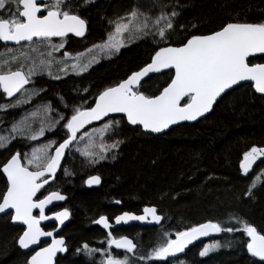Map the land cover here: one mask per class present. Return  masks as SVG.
<instances>
[{
	"label": "trees",
	"instance_id": "obj_1",
	"mask_svg": "<svg viewBox=\"0 0 264 264\" xmlns=\"http://www.w3.org/2000/svg\"><path fill=\"white\" fill-rule=\"evenodd\" d=\"M130 1L94 0L85 5L84 0H71L78 14L88 22V31L83 38L69 37L64 50L82 52L105 40L110 29L108 18L128 6ZM161 2L175 6L180 13L176 18L177 28L166 43L137 39L83 74H70L60 79L36 78L33 84L41 92L33 103L49 102L56 115L65 117L53 131L46 133V138L56 142L65 139L67 130L62 126L74 108L92 105L100 91L149 63L160 47L179 45L189 34L219 30L226 22H264V0ZM6 47L0 41V52ZM263 61L264 56L250 59V62ZM171 76L173 71L154 75L140 86V90L147 95L158 94L170 82ZM5 100L9 98L1 92L0 105ZM23 111L24 108L0 109V127L11 126ZM108 121L119 123L113 124L111 132L108 131L102 141L110 145L122 141L117 151L110 150L112 154L107 156L110 162H86V169L77 160L71 163L69 158L66 163V168L73 169L74 172L69 174L74 179L62 185L73 214L67 226L72 255L66 257L64 264H89L87 259L73 251L88 239L92 221L102 212L107 214V206L113 200H120L123 208L130 209L156 205L165 218L156 232V228L153 229V240H143L142 247L129 264H179L181 261L183 264H262L247 252V235L242 233L243 225L237 223V220L246 221L264 232V183L261 182L264 176L256 181L252 194L246 195L253 177L264 173V158L257 170L247 176L240 168L245 152L253 146L264 147V98L253 90L251 84L228 92L203 120L181 124L163 135L144 133L140 126L130 124L124 116L116 115ZM30 143L19 137L0 151V194L6 191L3 164L14 151L24 152ZM92 173L100 174L103 183L99 188L87 189L80 176ZM204 221L220 222L222 227L241 231L221 232L208 240L221 245L208 256L199 254L204 246L198 245L179 257L138 263L142 261L138 256H148L159 246L164 232L173 238L176 232ZM22 232L20 225L12 223L10 214L0 215V264H24L27 254L18 245ZM147 248L151 251H146Z\"/></svg>",
	"mask_w": 264,
	"mask_h": 264
},
{
	"label": "snow or ice",
	"instance_id": "obj_2",
	"mask_svg": "<svg viewBox=\"0 0 264 264\" xmlns=\"http://www.w3.org/2000/svg\"><path fill=\"white\" fill-rule=\"evenodd\" d=\"M93 2L94 0H84L85 5ZM154 7L158 10L156 14L143 12L134 6L125 16L110 21L113 32L108 34L103 43L95 44L76 55L65 51L64 58L56 60L53 54L65 48L69 34L83 37L87 31V21L78 14V9L72 6L71 0H0V41L5 45L12 42L20 46L18 49H8L7 58L0 57V90L8 98L17 93L22 94L15 104L0 105V109L28 103L23 96L38 95L39 91L29 94L25 86L29 85L35 76L46 73L52 77L54 65H59L57 71L65 75L69 72L77 75L87 72L94 63L99 62L98 57H110L119 52L120 48L125 46V35L131 42L151 36L157 42L166 43L168 36L176 29L175 20L180 13L175 10V6L164 4L161 0H155ZM5 16L7 18H4ZM53 38H60V43H52ZM91 53L96 55H91L87 62H83ZM256 54H264V22H226L219 30L210 34H189L180 41V46L160 47L150 63L138 71H133L115 86L100 91L93 100L94 106L74 108L71 116L66 118V124L62 126L67 130V138L58 146L53 148L55 141H49L48 144L33 149L30 157L28 154L22 156L20 152L13 154L2 166V174L6 176V191L0 194V213L6 214L8 210H14L11 219L26 225V229L18 237L19 245L25 249L39 244L42 237H53L51 244L36 251L28 264H55L56 254L67 251L63 238H55L52 232H46L40 226L42 221L51 218L60 224L64 223L70 215L67 209L49 217L45 215V208L53 201H62L66 197L59 192H51L43 199L36 198L37 193L49 180L55 178L65 151L74 142L87 138L89 144L85 146L83 155L98 163L100 159L105 158L103 153L118 148L122 142L115 141L111 145L101 143L100 153L94 152L91 149L96 146L95 137L100 135L102 138L112 129L113 124H118L119 121H109L99 129L93 128L91 132H81L86 125L100 121L111 113H123L130 124L141 125L149 132L162 133L182 121H197L204 117L213 109L218 98H222L229 90L243 87V82H251L255 92L264 97V63H251L249 59ZM13 64L18 65L15 70L12 68ZM166 69H174V75L158 94L146 95L140 90L141 81L145 77ZM53 78L61 77L56 75ZM45 111L51 112V106H45ZM38 114L39 109L14 123L8 135H0V148L6 147L17 135L25 132L29 133L28 138L31 140L43 137L44 123L41 122L35 132L29 123V119ZM63 119L65 117L60 115L59 120ZM59 120L50 123L48 130H53ZM78 133H81L79 137ZM261 157H264V147L253 146L243 154L240 168L244 175H248L253 164ZM262 176L264 173L253 177L246 195L252 194L256 181ZM261 182L264 183V180ZM99 183V176H91L87 180L88 185ZM35 209L39 210L38 216L33 215ZM143 213L135 215L123 212L115 216L114 223L120 225L151 218V221L159 224L164 219L157 214L155 207H145ZM95 223L105 229L113 227L106 216H100ZM237 223L243 225L242 233L249 238L245 242L247 252L264 262V232L258 231L246 221L237 220ZM233 231L241 229L225 228L220 222L208 221L176 232L175 239L171 238L170 233L164 232L159 246L155 247L150 255L141 256L139 259L168 260L169 257H176L178 253L184 252L189 244L201 237L210 233ZM106 239L108 250L115 246L116 249L134 253L137 248L128 237L121 236L117 239L112 236L111 231ZM217 247L219 242L206 245L199 254L205 256ZM82 249L89 254L104 252L106 259L103 264H129L127 255L118 259L111 255L110 251L90 248L87 243Z\"/></svg>",
	"mask_w": 264,
	"mask_h": 264
},
{
	"label": "flooded vegetation",
	"instance_id": "obj_3",
	"mask_svg": "<svg viewBox=\"0 0 264 264\" xmlns=\"http://www.w3.org/2000/svg\"><path fill=\"white\" fill-rule=\"evenodd\" d=\"M82 17V16H81ZM7 18V17H6ZM83 18V17H82ZM84 19V18H83ZM87 27H88V22H87ZM87 31H88V28H87ZM87 33V32H86ZM209 34V33H208ZM86 35V34H85ZM84 35V36H85ZM83 36V37H84ZM69 37H71V36H68L67 37V39H69ZM74 37H76V36H74ZM83 37H77V38H83ZM53 39H60V38H53ZM67 42H68V40H67ZM1 43L2 44H4V42H2L1 41ZM5 45V44H4ZM180 45V44H179ZM5 46H9V47H12V46H15V45H5ZM165 46H178V45H165ZM165 46H162V47H165ZM259 56H264V55H258V56H253V57H259ZM253 57H251V58H253ZM250 58V59H251ZM151 62V61H150ZM149 62V63H150ZM251 63H264V61L263 62H251ZM148 64V63H147ZM146 65V64H145ZM145 65H143V66H145ZM143 66H141V67H143ZM140 67V68H141ZM140 68H138V69H136V70H134V71H138ZM169 71H173V70H169ZM166 72H168V71H166ZM132 73V72H131ZM131 73L129 74V75H131ZM163 73H165V72H163ZM158 74H162V73H158ZM158 74H155V75H158ZM70 75V74H69ZM128 75V76H129ZM173 75H174V71H173ZM127 76V77H128ZM154 76V75H153ZM127 77H125V78H123L122 80H120V82L121 81H123L124 79H126ZM150 77H152V76H150ZM149 77V78H150ZM148 78V79H149ZM147 79V80H148ZM146 81V80H145ZM144 81V82H145ZM143 82V83H144ZM34 82H33V80L30 82V84H29V86L28 87H26V89L27 88H29V87H31V86H34V84H33ZM119 83V82H118ZM117 83V84H118ZM142 83V84H143ZM141 84V85H142ZM248 84H251V83H248ZM116 85V84H115ZM115 85H112V86H115ZM140 85V86H141ZM110 87V86H109ZM237 88V87H236ZM253 90H254V88H253ZM2 91V90H1ZM230 91H232V90H230ZM230 91H228V92H230ZM255 91V90H254ZM3 92V91H2ZM19 95H21V93L20 94H18L16 97H18ZM147 95V94H146ZM224 95H226V94H224ZM224 95H223V97H224ZM261 96V95H260ZM222 97V98H223ZM264 98V97H263ZM220 101V100H219ZM218 101V102H219ZM217 102V103H218ZM94 104H92V106H93ZM216 106V105H215ZM215 108V107H214ZM214 110V109H213ZM212 110V111H213ZM212 113V112H211ZM210 113V114H211ZM209 114V115H210ZM208 115V116H209ZM116 116V115H115ZM119 116H121V115H119ZM112 117H114V116H112ZM112 117H109V118H106V119H104V120H102L101 122H99V123H95V124H93L92 126H90V127H88L86 130H84V131H82V132H85V131H89V130H91L92 128H94V127H96L98 124L100 125V124H104V123H106V122H109L108 120H110ZM125 117V116H124ZM207 117V116H206ZM205 117V118H206ZM126 118V117H125ZM204 119V118H203ZM202 119V120H203ZM184 124V123H183ZM190 124H192V123H190ZM181 125V124H180ZM179 126V125H178ZM175 127H177V126H175ZM175 127H173V128H175ZM172 128V129H173ZM172 129H170V130H172ZM169 130V131H170ZM169 131H167V132H169ZM144 132V131H143ZM166 132V133H167ZM145 133V132H144ZM166 133H164V134H166ZM148 134V133H147ZM81 135V133L78 135V137ZM163 135V134H162ZM155 136H157V135H155ZM67 138V137H66ZM65 138V139H66ZM63 142V140L62 141H60V142H56V144H55V147L56 146H58L59 145V143H62ZM76 144H77V142H75L67 151H66V155H65V159H64V161H63V165L61 166V168H60V170L56 173V175H55V178L54 179H52V181L50 182V183H48L47 185H45V187L40 191V193L38 194V196L36 197V198H38V199H43L45 196H47V195H49L51 192H59L61 195H63V196H65L66 197V199L65 200H62V201H59V202H57V203H54L53 205H51V206H47L46 208H45V215L46 216H53V214L54 213H56V212H60V211H63L64 209H67L68 211H69V213H70V215H69V217H68V220H67V222L65 221V224L63 225V227H61V230H60V232L59 233H57L56 235H55V238H57V239H59V238H63L64 239V241H65V245H64V247H66V249H67V251L65 252V253H60L59 255H58V258H57V264H64V262L66 261V257L69 255V254H71L72 255V253H70L71 252V248H70V237H69V235H68V232H67V226H68V224L71 222V220H72V216H73V214H72V207H71V205L68 203L69 202V198H68V195L65 193V190H64V188L62 187V185L64 184V183H66V182H68V180L70 181L71 179H74V178H71V176L72 175H70L69 173H70V171H72V172H74L73 171V169L71 168V167H67L66 168V163H67V160L69 159L70 161H71V163L74 161V160H77L78 162H81V164H82V168L83 169H86L87 168V166H86V162H88V163H91V160H89V159H87V158H84L83 156H81V153L80 152H78L76 149H75V146H76ZM21 151V152H20ZM25 151V150H24ZM112 151V150H111ZM110 150L106 153V154H104V156H105V158H104V160H101L100 161V164L101 163H107V162H110V161H108V159H107V156H109V155H111L112 154V152H111ZM115 151H117V149H115ZM16 152H20L21 154H22V156H23V153L24 152H22V150H16V151H14L13 153H12V155L13 154H15ZM11 155V156H12ZM11 156L9 157V159L11 158ZM264 157H262V159H263ZM262 159H260V161L258 162V165H259V163L261 162V160ZM85 164V165H84ZM258 165H257V167L255 168V170L254 171H252L251 173H254L256 170H257V168H258ZM89 166V165H88ZM65 170H67V171H65ZM242 170V169H241ZM243 172V171H242ZM251 173H248V174H251ZM91 176H99L100 177V183L99 184H93V185H88L87 184V180L89 179V177H91ZM80 179H82L83 180V186L85 187V188H87V189H95V188H99L101 185H102V183H103V180H102V177H101V175L100 174H97V173H92V174H90V175H88V176H85V177H82V176H80ZM42 196V197H41ZM116 201H120V200H113L112 202H111V205L110 206H107L108 207V209L107 210H109L108 212H107V214H105L104 212H102V213H100V215L98 216V217H96V219L95 220H93L92 221V224L90 225V227L88 228V230H92L91 231V233H90V235L88 236V239H86V240H83L79 245H78V247L73 251L76 255H80V256H82L85 260L87 259L88 260V263L89 264H99L98 263V261H97V258H99L100 257V260L102 259V258H104L105 257V254H104V252H94V253H91V254H89L86 250H83L82 249V246L85 244V243H87L88 245H89V247L90 248H93V249H103V250H108V244H107V239H106V237H107V234H108V232L109 231H111V233H112V236H114V237H116L117 239L118 238H120L121 236H126V237H128L129 239H131L136 245H137V248L135 249V252L134 253H127L126 252V250H124V249H116L115 248V246H113L110 250H108V251H110V254L111 255H113L114 257H116V258H121V259H123L124 258V256L125 255H127L128 257H129V263L132 261V257H135V255H136V253L139 251V247H142V242H143V240H145V242H148V241H152L153 240V229L154 228H156V230H155V232L157 231V229H158V227L164 222V219L162 220V222L161 223H159V224H156V225H154V224H152V223H144V224H137V223H127V224H125V223H121L120 225H115V223H114V218H115V216H117V215H121L123 212H131V213H133V214H135V215H143L144 213H143V208H145V207H152V206H155V207H157L158 208V211H157V214H159V215H162L163 216V214H161L160 213V211H159V207L158 206H156V205H153V204H148V205H144V206H141V207H139V208H135V209H130V208H123L122 207V203H121V201H120V203H116ZM11 214V217H12V214L13 213H10ZM6 215H9V213L8 214H6ZM34 215H39V210L38 209H36L35 211H34ZM100 216H106V217H108L109 218V221H110V223H112L113 224V227L111 228V229H105V228H103V226L102 225H100V224H97V223H95V221L96 220H98L99 219V217ZM164 217V216H163ZM148 222L149 221H151V218H149V220H147ZM205 222H208V221H204V222H201V223H205ZM201 223H199V224H201ZM59 221H57V220H55V219H53V220H49V221H46V222H44L42 225H41V228L44 230V231H46V232H54V231H56L57 230V228L59 227ZM198 225V224H197ZM21 227H22V229H23V231L26 229V226H24V225H20ZM23 233V232H22ZM213 238V237H212ZM212 238H209V239H207L206 241H204L203 243H200L199 244V246L201 245H203V246H205L207 243H208V240H210V239H212ZM172 239H175V236H173V238ZM249 238L247 237V240H248ZM51 242H52V239H50V240H40V242H39V245L36 247V248H34L33 250H31L30 252H28V253H26L27 254V257H26V261L24 262V264H28V262H29V259H30V257L36 252V251H38L41 247H47L49 244H51ZM152 243V242H151ZM18 245H19V243H18ZM195 246H198V245H195ZM191 248V247H190ZM189 248V249H190ZM188 249V250H189ZM23 251V250H22ZM146 251H151V248H147L146 249ZM73 253V254H74ZM146 256H147V254H146ZM181 256V255H180ZM176 257H179V256H176ZM252 257V256H251ZM171 258H174V257H171ZM253 259H255V260H257L256 258H254V257H252ZM258 262H260V263H262V264H264V262H261V261H259V260H257Z\"/></svg>",
	"mask_w": 264,
	"mask_h": 264
},
{
	"label": "rangeland",
	"instance_id": "obj_4",
	"mask_svg": "<svg viewBox=\"0 0 264 264\" xmlns=\"http://www.w3.org/2000/svg\"><path fill=\"white\" fill-rule=\"evenodd\" d=\"M154 3H155V1H150V0H131L128 6H126L125 8L122 7L123 9H122V8L118 9L116 12H114V13L108 18V23H109V25H110L109 33L113 32V26L110 24V21H115L118 17L125 16V15H126V14H127V13H128L133 7H134V6H135V7H138V8H139L141 11H143V12H147V13H150V14H156L158 10L154 7ZM5 17H6V16H5ZM175 24H176V28H177V21H176V20H175ZM175 30H176V29H175ZM173 33H174V32H172L171 34H173ZM171 34H170V35H171ZM170 35H169V36H170ZM169 36H168V37H169ZM107 38H108V36H107ZM107 38H106V39H107ZM115 38H116V39H119V37H115ZM144 38H148V39H151L152 41H155V40H153V38H152L151 36H147V37H144ZM106 39H105V40H106ZM124 39H125V46H127L128 44L131 43V41H129V40L127 39V35H125V38H124ZM105 40L100 41V42H97L96 44H101V43H103ZM157 40H158V38H157ZM156 42H157V41H156ZM52 43L58 44V43H60V39H53ZM94 45H95V44H94ZM92 46H93V45H91V46L88 47L87 49L92 48ZM125 46H124V47H125ZM19 47H20V46H17V45L12 46V47L7 46L6 49H5L4 51L0 52V57L7 58V55H8L7 50H8V49H18ZM25 47H27V45H25ZM122 48H123V47H121L120 50H121ZM85 50H86V49H85ZM85 50H83L82 52H77V53H83V52H85ZM120 50H119V51H120ZM42 51H43V50H42ZM65 51H66V50L62 49L60 52H56V53H54L53 55H54V57L56 58V60H61V59H63V58H64V57H63V53H64ZM66 52H68V51H66ZM68 53H71L72 55H76V54H77L76 52H68ZM117 53H118V52H117ZM115 54H116V53H115ZM91 55H96V53H91V54H89L88 56H86V57H85V60H84L83 62H87V59H89V58L91 57ZM113 55H114V54H113ZM113 55H111L110 57H98L99 62H100L101 60H103V59L111 58ZM69 62H71V61H69ZM95 64H97V63H94L93 65H95ZM93 65H92V66H93ZM17 66H18V65L13 64V65H12L13 70H15ZM92 66H91V67H92ZM58 67H59V65H54V66H53V69H52V71H53V76H52L51 78H53V77L56 76V75H59V76L62 78V77L67 76V75H69V74H75V73H71V72H69V74H67V75H65V74H63V73H60V72L57 71ZM91 67H90V68H91ZM90 68H89V69H90ZM40 76H48V77H50V76L47 75L46 73L43 74V75H38V76H35V77L32 78L33 82H35L36 78H37V77H40ZM27 91H28L29 94L33 93L34 91H39V94H40V92H41V90H40L39 88H36V86H31V87L27 88ZM1 92H2V91L0 90V93H1ZM39 94H38V95L23 96V99H26V100L29 101L28 103H22V104L17 105L16 107H9V108H24V111H23L22 115L19 117V119H17V121H15V123H17L18 121H20L21 118H23V117H25V116H28L30 113L35 112L37 109H39V114H38L37 116H35V117H31V118L29 119V123L31 124L32 131L35 132V131H37V130L39 129V127L41 126V122H43L44 125H45V134H44V136H43V137H39V138L36 139V140H31L30 138H28L29 133H28V132H25L24 134H22V135H17V137H16V139L19 138V137H22V138L27 139L29 142H31V143L28 145V147L25 149L24 153H23V155H24V154H28L29 157L31 156V153H32L33 149L40 148L42 145H46V144H48L49 141H55V144H56V140L46 138V133L53 131V130L58 126V124L62 121V120H59L60 115H56V114L54 113L52 107H51V109H52L51 112H46V111H45V106H47V105H50V106H51V104H50L49 102H37V103H33V101L39 96ZM21 95H22V94H21ZM21 95H19L18 97H15V98H9V100H5V101L2 103V105L15 104L16 101H17L18 99L21 98ZM9 108H7V109H9ZM3 110H6V109H3ZM56 120H59V123L55 125V128H54L53 130L49 131V130H48V126H49V124L55 122ZM106 123H108V122H106ZM13 124H14V123H13ZM13 124H12V125H13ZM104 124H105V123H104ZM104 124H102V125H100V126H98V127H94V128L99 129V128H101ZM12 125L9 126V127H3V126L0 127V135H5V136L8 135L10 129L12 128ZM92 129H93V128H92ZM92 129H91V130H92ZM91 130H89L88 132H91ZM109 132H111V131L109 130ZM105 135H106V133L103 135V137H104ZM103 137H102V138H103ZM102 138H101L100 135H97V136L95 137L94 144H95L96 146L93 147V148L91 149L92 151L97 152V153H100L99 145H100L101 143H104V144H106V145H110V144H108V142H103V141H102ZM14 140H15V139L11 140V142L8 143L6 147H4V148H0V151L3 150V149H5V148H7V147H9V146L11 145V143H12ZM87 144H89V141L87 140V138H85L84 140H80V141L77 142V144H76V146H75V149H76L78 152L81 153V156H83L84 158H87V159L91 160V163H94V164H95V162H93V159H92V158L83 155V150H84V148H85V146H86ZM54 147H55V145L53 146V148H54ZM107 152H108V151H107ZM107 152L103 153V155L106 154ZM96 158L98 159V157H96ZM101 160H104V159H100L98 163H100ZM215 242H217V241H210V242H208L206 245H210V244H213V243H215ZM206 245H205V246H206ZM205 246H204V247H205ZM204 247H203V248H204ZM220 247H221V245L219 244V247L215 248L214 250L210 251L209 253H211V252H213V251H216V250L220 249ZM209 253H208L207 255H205V256H208ZM141 256H143V254H141ZM141 256H138V258L141 257ZM105 259H106V257H104V258H102V259L100 260V257H99V258H97V261H98L99 264H103V261H104ZM118 259H121V258H118ZM141 262H143V260H142V261H138V263H141Z\"/></svg>",
	"mask_w": 264,
	"mask_h": 264
},
{
	"label": "water",
	"instance_id": "obj_5",
	"mask_svg": "<svg viewBox=\"0 0 264 264\" xmlns=\"http://www.w3.org/2000/svg\"><path fill=\"white\" fill-rule=\"evenodd\" d=\"M88 28V27H87ZM87 32V31H86ZM86 34V33H85ZM210 34V33H209ZM69 36H75L74 34H69ZM5 44V43H4ZM7 45H14L12 42H8V44ZM178 46H180V45H178ZM174 47H176V46H174ZM258 55H264V54H256L255 56H258ZM251 58V57H250ZM249 58V59H250ZM169 70H173L174 71V69H166V70H163L162 72H160V73H163V72H166V71H169ZM155 74H158V73H150L149 74V76L148 77H145L142 81H141V84L145 81V80H147L150 76H153V75H155ZM244 84H248V83H251V82H243ZM140 84V85H141ZM29 85H26L25 87H28ZM254 88V87H253ZM230 91V90H229ZM257 93V92H256ZM18 94H20V93H17L14 97H12V98H15ZM257 94H259V93H257ZM259 95H261V94H259ZM221 98H218V100H217V102L220 100ZM217 104V103H216ZM215 104V105H216ZM215 105L213 106V109H214V107H215ZM94 106V105H93ZM212 109V110H213ZM212 110L209 112V113H206L205 114V116L204 117H201V118H199L197 121H182V122H180V123H178V124H176V125H172L169 129H166V130H164V132H162V133H155V132H149V131H146V130H144L143 128H142V126L141 125H136V126H140L141 128H142V130L145 132V133H148V134H151V135H162V134H164V133H166L167 131H169L170 129H172L173 127H175V126H178V125H180V124H183V123H197V122H199L200 120H202L203 118H205L206 116H208L211 112H212ZM115 115H121V116H125L126 117V115L125 114H123V113H111V114H109V116H107V117H104L102 120H104V119H106V118H109V117H112V116H115ZM127 119V118H126ZM102 120H100V121H94L92 124H90V125H86L85 126V128L84 129H82L81 130V132L82 131H84V130H86L88 127H90V126H92L93 124H95V123H99V122H101ZM80 133H78L77 135H79ZM75 143V142H74ZM73 143V144H74ZM72 146V145H71ZM70 146V147H71ZM69 147V148H70ZM68 150V149H67ZM66 150V151H67ZM66 151H65V155H66ZM65 155H64V157L62 158V160H61V165H60V168H61V166L63 165V161H64V159H65ZM260 159H262V157L260 158ZM260 159H258L257 161H256V163L255 164H253V166H252V169L250 170V172L249 173H251L252 171H254L255 170V168L257 167V165H258V162L260 161ZM60 168L57 170V172L60 170ZM56 172V173H57ZM52 181V179H50L49 180V183ZM45 187V186H44ZM43 189V188H42ZM41 189V190H42ZM40 190V191H41ZM40 192H38L37 193V196H38V194H39ZM57 202H59V201H53V203H51V204H49L48 206H51V205H53L54 203H57ZM152 207H155V206H152ZM156 209H157V211H158V208L157 207H155ZM36 210V209H35ZM34 210V211H35ZM34 211H33V215H34ZM8 213H13L12 215H14V210H8L7 211V213L6 214H8ZM0 215H5V213H0ZM159 215V214H158ZM162 216V215H161ZM50 217H53V216H50ZM54 218H51V219H48V220H45V221H42L41 222V225L44 223V222H46V221H49V220H53ZM67 220H68V218L65 220L66 222H67ZM65 221H64V223L63 224H59V227L57 228V230L56 231H54V232H52L53 233V236L55 237V235L57 234V233H59L60 232V230H61V227H63V225L65 224ZM162 222V221H161ZM160 222V223H161ZM12 223L14 224V225H23V224H21L20 222H18V221H13L12 220ZM128 223H137V224H144V223H152V224H154V225H156L157 223H155L154 221H129ZM206 223V222H205ZM127 224V223H126ZM40 225V226H41ZM24 226H26V225H24ZM218 233H210L208 236H205V237H201V238H199V239H197V240H195V241H193V243L192 244H189L188 245V247L184 250V252H182V253H178L177 254V256H180V255H183V254H185L187 251H188V249L190 248V247H193V246H195V245H199L200 243H203L204 241H206L207 239H209V238H212V237H215L216 235H217ZM50 239H53V237H48V236H45V237H42L41 238V240H50ZM39 244H37V245H32V246H30L29 248H27V249H25V248H23V247H21L20 245H19V247L23 250V252H25V253H28V252H30L31 250H33L34 248H36L37 246H38ZM39 251V250H38ZM66 252V251H65ZM65 252H58L57 254H56V257H55V264H57V258H58V255L60 254V253H65ZM35 254V253H34ZM33 254V255H34ZM32 257V256H31ZM31 257H30V259H31ZM169 258H171V257H169ZM255 258V257H254ZM30 259H29V261H30ZM257 260H259L258 258H256Z\"/></svg>",
	"mask_w": 264,
	"mask_h": 264
},
{
	"label": "bare ground",
	"instance_id": "obj_6",
	"mask_svg": "<svg viewBox=\"0 0 264 264\" xmlns=\"http://www.w3.org/2000/svg\"><path fill=\"white\" fill-rule=\"evenodd\" d=\"M21 152V151H20ZM41 194V193H40ZM42 197V196H41ZM144 209V208H143ZM10 214V213H9ZM6 215V214H5ZM11 215V214H10ZM138 215V214H137ZM145 246V245H144Z\"/></svg>",
	"mask_w": 264,
	"mask_h": 264
}]
</instances>
